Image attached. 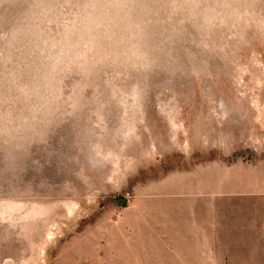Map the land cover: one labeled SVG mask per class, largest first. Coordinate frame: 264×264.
I'll list each match as a JSON object with an SVG mask.
<instances>
[{
    "label": "rangeland",
    "instance_id": "374dc122",
    "mask_svg": "<svg viewBox=\"0 0 264 264\" xmlns=\"http://www.w3.org/2000/svg\"><path fill=\"white\" fill-rule=\"evenodd\" d=\"M0 264H264V0H0Z\"/></svg>",
    "mask_w": 264,
    "mask_h": 264
}]
</instances>
